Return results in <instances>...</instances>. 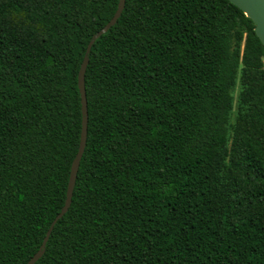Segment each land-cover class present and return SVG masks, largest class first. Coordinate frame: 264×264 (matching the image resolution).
<instances>
[{
  "label": "trees",
  "instance_id": "16d2710c",
  "mask_svg": "<svg viewBox=\"0 0 264 264\" xmlns=\"http://www.w3.org/2000/svg\"><path fill=\"white\" fill-rule=\"evenodd\" d=\"M118 0H0V264L64 205L77 75ZM70 207L35 264H264V46L228 0H125L84 74Z\"/></svg>",
  "mask_w": 264,
  "mask_h": 264
},
{
  "label": "water",
  "instance_id": "95a60500",
  "mask_svg": "<svg viewBox=\"0 0 264 264\" xmlns=\"http://www.w3.org/2000/svg\"><path fill=\"white\" fill-rule=\"evenodd\" d=\"M233 5H235L239 10L243 12V14L249 18L252 23L254 24V33L260 42L264 46V0H228ZM125 0H118L117 8L115 13L113 14L112 18L109 22L99 30L89 42L85 55L83 57L82 63L80 65L78 75H77V86L78 91L80 94V104H81V130H80V137H79V145L77 153L71 163L70 173L68 178V184L66 188V197L64 201V205L61 208L58 215L54 218L51 222L45 237L39 246L37 252L28 260L26 264H35L42 256L45 250L46 242L49 238V235L56 224V222L67 212L68 208L71 204L73 188L79 168V163L81 157L84 152L85 144H86V135H87V100H86V92H85V85H84V74L86 71V67L88 64V54L90 52L91 46L95 39L99 38L102 34L107 32L118 20L120 17L123 8H124Z\"/></svg>",
  "mask_w": 264,
  "mask_h": 264
}]
</instances>
